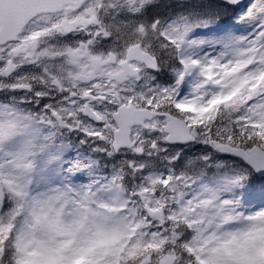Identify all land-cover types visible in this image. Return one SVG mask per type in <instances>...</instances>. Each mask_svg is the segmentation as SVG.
<instances>
[{"label": "snow or ice", "instance_id": "1", "mask_svg": "<svg viewBox=\"0 0 264 264\" xmlns=\"http://www.w3.org/2000/svg\"><path fill=\"white\" fill-rule=\"evenodd\" d=\"M0 264H264V0H0Z\"/></svg>", "mask_w": 264, "mask_h": 264}]
</instances>
